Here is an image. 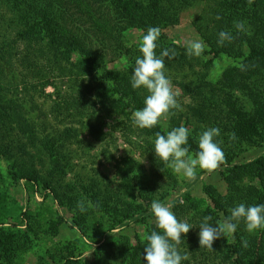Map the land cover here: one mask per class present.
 <instances>
[{
	"label": "trees",
	"instance_id": "obj_1",
	"mask_svg": "<svg viewBox=\"0 0 264 264\" xmlns=\"http://www.w3.org/2000/svg\"><path fill=\"white\" fill-rule=\"evenodd\" d=\"M196 5L203 7L193 26L212 57L203 62L200 56H188L186 47L161 34L157 56L166 48L176 52L172 59L164 57L165 75L179 79L183 96L191 102L182 113L173 110L175 115L166 118L168 124L162 120L142 129L134 124L132 114L145 106L149 93L131 83L136 59L142 58V41L131 43L126 33L137 29L146 35L149 27L163 32ZM5 20L15 24L17 31L0 44V264H26L31 252L36 255L34 264H147L146 236L163 232L151 212L154 200L171 205L176 217L195 229H200L205 216H211L209 223L217 226L240 203L264 204V155L245 158L264 149V0L251 4L248 0H0L4 38L11 28ZM234 22H243L246 31H238ZM221 31L230 32L233 41L219 45ZM18 42L25 44L21 65L39 80L54 65L79 82L75 97L55 102L63 116L58 126L41 123L25 99L8 95L15 75L10 47ZM109 55H124L129 66L109 68ZM221 55L239 65L226 68L217 80L209 79L207 71ZM116 114L123 120L112 126L113 131H106L105 115ZM181 125L190 130L186 145L190 155L199 151L203 131L220 129L214 139L226 161L216 172L225 192L207 184L206 198L187 190L173 201L186 186L156 156L154 141L157 132L166 135ZM116 129L150 161L151 172L132 154L118 159L113 155L109 146ZM84 133L103 144L101 155L114 161L116 180L97 170L88 174L85 165L77 169ZM24 179L31 197L38 191L45 196L28 206L26 226L21 227L22 208L11 205L17 202L11 188ZM80 201L87 209L84 212L77 207ZM136 226L144 231H129ZM63 228L74 237L63 239ZM179 250L189 256L182 264H264V229L249 233L241 221L235 233L222 236L213 249H207L200 248L192 228L182 234Z\"/></svg>",
	"mask_w": 264,
	"mask_h": 264
},
{
	"label": "clouds",
	"instance_id": "obj_2",
	"mask_svg": "<svg viewBox=\"0 0 264 264\" xmlns=\"http://www.w3.org/2000/svg\"><path fill=\"white\" fill-rule=\"evenodd\" d=\"M253 0H248L251 4ZM220 17L218 16L217 19ZM238 31H246L243 22H234ZM159 27H149L147 34L143 36L140 44L142 58L138 57L131 78L132 87L139 89L143 87L149 93L144 100V107L134 111V124L140 128H153L162 119L169 115H175L173 110L182 111L183 108L177 97L179 92L175 91L171 80L165 75L164 57L172 59L176 56L174 49H164L160 56L156 54L157 41L161 37ZM234 37L230 32L221 31L217 43L232 42ZM188 56H201L206 45L200 40H189L186 42ZM190 130L181 125L173 128L162 135L156 133L154 150L157 157L168 164L174 173L183 174L190 180L196 179L197 167L212 173L225 163L226 156L215 137L220 135V129L210 127L199 136V151L195 157L189 154L188 144ZM235 139V134H230ZM162 170V169H161ZM183 203V201H181ZM81 212L86 211L82 201L77 203ZM151 212L154 214L156 225L163 230L162 234L152 231L146 236L147 245L144 249V260L147 264H182L189 260L187 253L181 254L179 245L182 242V234H188L194 226L186 221L179 220L171 210V205L154 200L151 204ZM230 216L213 226L209 221L211 216H205L200 223L199 245L200 248L213 249L215 240L222 236L228 237L236 232L241 221L246 225V231L253 233L258 229H264V204L246 206L244 203L229 209ZM230 243V241H228ZM244 246H248L245 240Z\"/></svg>",
	"mask_w": 264,
	"mask_h": 264
},
{
	"label": "rangeland",
	"instance_id": "obj_3",
	"mask_svg": "<svg viewBox=\"0 0 264 264\" xmlns=\"http://www.w3.org/2000/svg\"><path fill=\"white\" fill-rule=\"evenodd\" d=\"M201 5H196L193 7H190L186 9L180 18V22L177 23L175 26L168 27L165 29L162 34L167 36L169 39H173L176 44H178L179 47H185L186 42L189 40H200L205 45V51L200 56V58L203 60V62L207 61L208 58L212 57L211 54L207 53L209 50V47L207 44L201 39L200 35L196 31V29L193 26V21L196 20V18L199 16L202 10ZM7 17V16H6ZM7 19H9L7 17ZM1 26L3 25V22H0ZM12 23L10 20H5L4 25H7L11 27L6 33V38H4V30L2 27H0V44H3L6 40L12 39L15 37L17 27L14 24L13 26H10ZM145 35L144 32L137 30V29H131L128 30L126 33L127 39L131 43H138L142 41L143 36ZM110 41V40H109ZM11 41L10 43H12ZM112 40L108 43L109 49H111ZM25 44L22 42H18L10 47L11 51V63H13L15 75L12 76L11 74V83H9V91L8 95L10 98H17V99H25L26 106L32 110V114L35 117H38L41 123H47L49 126H58L60 125V119L63 118V116L60 115V111L57 106H55V102L61 100L63 101V98L70 99L72 97H75L78 93L77 87L79 85V82L76 81L75 77L70 78L66 72H62L59 70V68H56V66H52L47 71V77L44 80H39L38 76L33 75V73H29L27 69L22 66L20 58L22 54L25 52ZM4 62V61H3ZM108 66L112 69H123L125 67L129 66L128 59L124 56H111L108 57ZM6 65V64H4ZM44 65H48L47 62H44ZM232 65H239V61H237L234 58L228 57L227 55H221L214 59V63L212 68L207 71L209 75V79L217 80L222 72ZM199 66L197 67V69ZM7 69V67H6ZM201 70H204V68L201 66ZM205 71V70H204ZM168 78L172 82L173 89L180 93V95L177 97V100L181 104L183 111L187 109V105L191 102L188 97L183 96V91L180 86V81L177 77H175L173 74L168 75ZM43 82H48V85H43ZM31 98L33 99L31 101ZM36 102V105L31 107L32 103ZM182 113V111H180ZM180 114V113H178ZM105 130L106 131H113L112 126L118 125L119 122L123 120L122 115H112L108 116L105 115ZM133 118V115H132ZM166 124H168L167 119H162ZM119 130V131H117ZM84 139V150H80L79 159L75 161V165H77V169L80 170L82 165H85L87 169H89V173H94V170H97V172L101 173L103 176L110 177L113 180H116L115 177V169H114V161H108L105 157L101 155V149L103 147V144L94 141L89 135L84 133L82 135ZM114 137L112 142L110 143L109 149L113 153V155L118 159L120 156L126 155V154H132L134 157H136L139 160L144 161L146 164L149 172H151L153 169L151 167L150 161L142 155L141 151H139L138 147L131 146L123 136V132L121 129H116V132L114 133ZM264 155V149L257 152V151H251L245 155V158L250 160L257 156ZM195 157V155H192ZM82 170V169H81ZM87 174V175H88ZM177 177L179 181L185 185L186 187L178 193L174 198L173 201H176L182 197V194L187 191L191 190L192 194L196 197H204L205 195V188L207 184H213L217 186L221 192H225L226 187L222 179L217 175V172L214 171L212 173H208L206 170H203L199 167L196 169V179L190 180L183 176V174H177ZM205 182V183H204ZM27 184V180L24 179L19 185H12L15 199L17 202L14 204L13 202L11 205H13L14 209L18 210V207L22 208V214L20 216L21 220H23V223L21 227L26 226V217L24 215V212L28 209V206H34V200H42L45 196L44 193L37 192L33 197H31V192L28 191L25 188V185ZM206 184V185H205ZM48 195L51 196L50 193ZM48 202L52 203V199L49 198ZM121 227L116 228L113 232H117ZM138 230L141 233L144 231V228L141 226H136L135 228H131L129 231ZM194 233L196 235L199 234L200 229H195L193 227ZM199 236V235H198ZM62 237L63 239L66 238H72L74 237V233L70 232L68 228L62 229ZM49 242V241H48ZM51 241L49 242V244ZM27 260L26 264H34L36 260V255L31 252L27 254Z\"/></svg>",
	"mask_w": 264,
	"mask_h": 264
}]
</instances>
